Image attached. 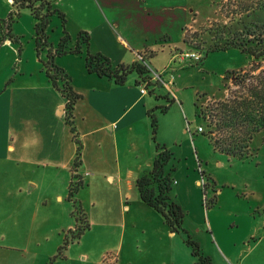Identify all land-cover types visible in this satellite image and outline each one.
<instances>
[{"label": "rangeland", "instance_id": "rangeland-1", "mask_svg": "<svg viewBox=\"0 0 264 264\" xmlns=\"http://www.w3.org/2000/svg\"><path fill=\"white\" fill-rule=\"evenodd\" d=\"M3 1L9 9L3 16L5 19L11 7ZM47 1L58 11L56 4H63L70 24L88 27L99 22L102 16L132 49L138 47L145 56L153 53L145 59L151 75L161 74L167 80L174 70L171 74L175 81L169 95L156 85L149 90L159 92L162 97L159 103L168 106L164 115L155 112L156 142L172 154L168 168L173 167L171 177L175 183L171 193L185 213L182 229L186 234L170 233L159 214L148 208L145 212L136 210L130 202L123 213L114 207H100V188L94 184L85 187L78 173L81 186L72 199L74 209L84 214L88 229L76 238L75 226L79 223L71 216L72 203L47 198V204H43L42 196L58 184L55 176L50 175V168L26 167V176L21 171L22 162L17 153L21 149L15 148L24 135L15 123L12 106L9 123L5 127L0 123V264H193L195 260L184 242L186 235L197 244L200 255L209 258L210 264H264V134L261 131L252 137L251 157L247 159L215 151L206 136L209 114H213L214 121L217 119L215 111H210L213 103L229 98V92L238 91L231 83L238 73L244 72L253 84L257 78L264 82V59H258L251 67L252 59L237 49L204 57L206 49L215 42L234 36L235 42L245 43L250 39L252 43L247 47L255 46V40L263 45L264 18L260 17V9L264 10V0H148L145 9L132 0L129 4L117 5L113 11L105 10L107 19L96 0ZM3 4L0 1L1 11ZM248 6L250 10L246 12ZM18 13L12 16L10 29L19 42L12 45L21 51L19 55H12L11 49H1L0 63L9 64L18 58L24 65L34 63L41 69L46 52H35L33 23L28 11L22 9ZM255 16L260 19L254 21ZM248 29L254 33L253 39L246 36ZM65 30L69 35L67 26ZM185 33L186 45L182 43ZM60 36V21L52 14L45 28L47 46L57 45ZM74 38V34L69 35L68 48L74 44ZM184 52H198L201 59L196 63L185 59L184 63L171 65V57ZM58 59L62 63L76 60L66 56ZM9 69L8 66L5 76L0 68V79L5 77L1 84L5 94L1 95L0 102L9 97L13 103L15 95L21 94L20 87L29 78L36 77L19 79L20 76H14L16 71L9 72ZM132 76L133 73L127 78ZM172 95L175 100L169 103ZM195 106L202 116L196 115ZM64 126L69 134L68 126ZM198 126L202 133L197 132ZM138 133L144 151L147 144L152 145L148 140L149 121L140 123ZM69 140H72L71 134ZM5 144L11 149L5 150ZM90 152L94 154L95 150L85 151ZM200 171L204 187L199 184ZM28 179L36 180L38 187L29 191L34 183ZM20 186L26 192L24 197ZM90 201L96 205L90 206ZM64 240L67 244L58 255Z\"/></svg>", "mask_w": 264, "mask_h": 264}, {"label": "crops", "instance_id": "crops-1", "mask_svg": "<svg viewBox=\"0 0 264 264\" xmlns=\"http://www.w3.org/2000/svg\"><path fill=\"white\" fill-rule=\"evenodd\" d=\"M0 1L4 3L2 11L0 10V20H4L3 16L9 9H6V2ZM6 1L11 7L10 0ZM96 1L99 4L102 15L107 19L105 10L113 11L117 5L129 4L132 0ZM133 1L137 5H143L144 9L148 4V0ZM48 3L50 4V2ZM62 5L61 3L56 4V7L66 14L65 27L67 26L68 28V34L75 35L74 44L69 48L74 47L77 34L86 31L89 37L88 51L102 54L109 59L113 66L140 62L137 58L140 59L141 56H145L141 55L138 47H133L132 49L126 44L123 38L103 21L102 16L99 17V22H95L88 27L70 24L67 17L68 12ZM10 9L12 10V7ZM30 18L34 26V20L31 15ZM8 35L15 42L9 41L7 37L2 38L0 35V54L2 53L1 49L5 50L7 48L8 51L11 49L12 55H19L21 48H16L12 45L19 44V42L16 37L11 35L10 28ZM49 46L55 48L56 45L50 44ZM84 52L85 49L81 47L78 55L67 53L55 57L53 60L54 65L60 68L68 77L72 92L79 96L74 102L71 112L74 134L70 132V128L65 122L67 112L64 106L66 100L52 87L45 75L43 66L41 65V69H39V66L34 63H32V66L31 63L24 65V62L18 58L9 64L7 62L0 63V68L5 76L9 66L12 71H16L14 76H20L18 77L19 79L23 77L36 78H29L27 83L20 87L19 91H21V94L18 95L19 93H17L16 95L18 96L15 95L13 103L9 97H6V99L2 98L0 102V123L3 124V127L6 126L13 106L16 114L15 123L24 135L21 141L18 139L17 147L15 148L21 149V151L17 152L22 162L21 171L26 176L28 168L32 170L37 167H49L50 175L55 176L58 181L55 189L44 197L42 196L43 204H47V198L51 201H58L59 203L65 201V203L70 204V201L67 200V192L73 175L77 179L80 176L85 187L94 184L100 188V207H114L120 213H123L124 210L129 208L127 203L130 202L136 210L145 212L147 208H151L140 201L134 184L141 173L149 169L155 153L154 148H152L153 144L150 140V135L148 140L152 145L147 144L146 149L142 151L138 129L140 128V123L142 125L146 124V121L148 123V111L164 106L159 103V99L162 97L159 92L155 93L156 90H149V88L146 94H141L140 88L136 84L139 81L138 76L134 72H132L134 76L127 78L122 86L115 85L108 78L87 73L84 67ZM3 54L7 55V51H4ZM65 56L73 57L76 60H71L69 63L57 62L58 58ZM175 58L176 55L171 57V65L184 63L175 60ZM146 65L151 69L147 63ZM13 67L14 69H12ZM10 69L8 70L9 72H11ZM173 71L172 69L170 77L167 80L165 79V81H170L171 83L170 91L161 84L154 82L153 79L151 83L158 87H163L167 94L171 93L172 85L175 81L171 74ZM150 77H152L151 74ZM4 82L5 77L2 80L0 79V97L5 94V90L1 88V84ZM57 84L59 86V83ZM171 98L172 102H174L175 97L172 95ZM64 124L68 126L69 134ZM23 125L29 131H25L22 128ZM70 134L72 135L71 141L69 140ZM74 135L76 140H80L82 155L79 154L78 166L72 172V163L76 156ZM7 148L11 149V146L5 144L4 149L7 150ZM93 149L95 150L94 154L92 152L85 153V151L89 152V150ZM27 151L30 152V156H28ZM78 167H80L79 170ZM200 177L203 178L202 171H200ZM29 181L34 183V185H30L29 191L38 187L39 183L36 180L31 179ZM174 183L175 180L172 185ZM19 191L21 196L24 197L26 192L22 186H20ZM77 201L82 205L83 201L82 203L80 199ZM89 204L90 206H95L96 202L90 201ZM249 234L251 233L249 232L246 235Z\"/></svg>", "mask_w": 264, "mask_h": 264}, {"label": "trees", "instance_id": "trees-1", "mask_svg": "<svg viewBox=\"0 0 264 264\" xmlns=\"http://www.w3.org/2000/svg\"><path fill=\"white\" fill-rule=\"evenodd\" d=\"M10 6L12 10L8 14V17L4 20H0V35L2 38L7 37L9 41L15 42V40L8 35L10 24L12 23V16L18 15V12L22 9H27L29 11L34 20L35 52L38 53L40 50H45L46 52V62L43 63L44 72L52 87L67 101L65 107L67 112L65 122L69 126L72 134H74L75 131L71 121V112L73 104L79 96L72 92L68 77L60 68L54 65L53 60L55 57L67 53L78 55L80 54V48L83 47L85 49L84 67L87 73L108 78L112 80L115 85L122 86L127 76L134 72L139 80L136 82L137 86L144 83L146 89H148L150 86L155 85L151 83V71L145 62L148 55L141 56L140 62H135L130 65L113 66L109 59L102 54L90 53L88 51L89 37L85 32H79L76 36L74 47L68 48L69 36L65 30V17L60 11L52 9L48 1L11 0ZM248 10H250L249 6L245 11L247 12ZM254 10L258 12L259 9ZM260 12H262L260 17L264 18V10L260 9ZM52 14L57 15L62 32V36L58 40L55 48L47 46L45 37V28L48 23V18ZM260 17L255 16L254 21H257ZM248 30L249 32L247 31L246 36L253 39L254 33L250 32V29ZM234 37L229 40L218 41V43L215 42L206 49L204 57L209 53L237 49L242 54L248 56L250 60L252 59L253 62L250 64L251 67L258 59H264V44L260 45L258 40H255V46L247 47L248 43H252L250 39L247 41L245 40V43H243V41L235 42ZM182 43L185 45L188 44L186 33L183 36ZM152 54L150 53L149 57H152ZM244 75V72L242 74L238 73L231 82L233 86L238 89L237 92H229L231 94L229 98L227 97L224 100L213 103L214 107L212 106L213 108H210V111H215L214 116L217 119L214 121L213 114H209L208 117H210V121L206 125V136L213 149L228 157L237 159H247L251 157L249 145L252 137L261 131L264 134V82L260 78H257L255 79L256 83L253 84V82H250ZM224 79L226 80L227 77H224ZM59 82L60 85L58 86L57 83ZM225 90L228 93L229 88L226 85ZM169 103H172V101ZM167 109L168 106H162L153 108L147 112L150 140L153 144L155 154L149 169L141 173L134 185L140 201L161 216L164 224L171 233L186 234L182 229L185 213L171 193L173 182L171 172L173 171V167L170 166L168 168V165L172 160V154L164 145H160L156 142L157 119L155 112L158 111L159 114H164ZM195 109L196 115L202 116V112L197 106H195ZM212 135H215V137ZM73 140L76 144V156L72 163V172L75 171V168L78 166L80 154V144L78 140H76L75 135L73 136ZM80 186L81 182L76 176L72 175V181L68 186L67 200L73 205L71 216L74 218L75 223H79V225L75 226L76 233L74 236L76 238L79 237L82 231L88 229V223L84 214L76 208L74 209L75 202L72 199L74 193ZM184 242L190 249V255L195 260L193 264H210L209 258L200 255L197 244L190 240L188 235H186ZM66 244L67 241L64 240L62 246L58 249V255L61 250L65 248Z\"/></svg>", "mask_w": 264, "mask_h": 264}, {"label": "built area", "instance_id": "built-area-1", "mask_svg": "<svg viewBox=\"0 0 264 264\" xmlns=\"http://www.w3.org/2000/svg\"><path fill=\"white\" fill-rule=\"evenodd\" d=\"M10 2H11V0H10ZM176 56L178 57V60H179V61H182V62H184V60L186 59V60H188V61H191V62H193V63H196V62L199 61V59H201V58H200L201 55H200V53H198V52H184V53H180V54H178V55H176ZM149 70H150V69H149ZM151 73H152V72H151ZM161 76H162L161 74H154V75H152V77H151V81H152V79H153L154 82H156V83H158V84H161L163 87L167 88V89L170 91V85H171L170 81H165V80H163ZM139 88H140V93H141V94H146L147 89H146V86H145L144 83H143L142 85H140ZM66 105H67V101H66V104H65V106H64V109H66V108H65ZM202 131H203V130H202L201 127H198V128H197V132L202 133ZM199 184L202 185L203 187L205 186V182H204V180H203L202 177H200Z\"/></svg>", "mask_w": 264, "mask_h": 264}, {"label": "water", "instance_id": "water-1", "mask_svg": "<svg viewBox=\"0 0 264 264\" xmlns=\"http://www.w3.org/2000/svg\"><path fill=\"white\" fill-rule=\"evenodd\" d=\"M62 110H63V107H62Z\"/></svg>", "mask_w": 264, "mask_h": 264}]
</instances>
